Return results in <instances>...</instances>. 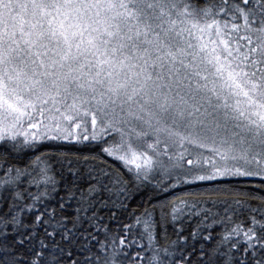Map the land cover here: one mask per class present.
Listing matches in <instances>:
<instances>
[{"label": "snow or ice", "instance_id": "snow-or-ice-1", "mask_svg": "<svg viewBox=\"0 0 264 264\" xmlns=\"http://www.w3.org/2000/svg\"><path fill=\"white\" fill-rule=\"evenodd\" d=\"M0 264H264V0H0Z\"/></svg>", "mask_w": 264, "mask_h": 264}, {"label": "trees", "instance_id": "trees-1", "mask_svg": "<svg viewBox=\"0 0 264 264\" xmlns=\"http://www.w3.org/2000/svg\"><path fill=\"white\" fill-rule=\"evenodd\" d=\"M75 148L80 149L83 154H89V151L92 148V146L82 144V145H76ZM108 163L110 165H113L114 167L119 166V162L113 161L111 159L108 160ZM233 182L241 187H248V186L258 187L260 185V179L257 178H237V179H233ZM172 195H179V192L173 193ZM143 199H145V196L137 195L136 198L131 201L130 208L136 207L137 204L140 203Z\"/></svg>", "mask_w": 264, "mask_h": 264}, {"label": "rangeland", "instance_id": "rangeland-1", "mask_svg": "<svg viewBox=\"0 0 264 264\" xmlns=\"http://www.w3.org/2000/svg\"><path fill=\"white\" fill-rule=\"evenodd\" d=\"M254 178H257V179H259L258 177H254ZM231 179H237V178H231Z\"/></svg>", "mask_w": 264, "mask_h": 264}]
</instances>
